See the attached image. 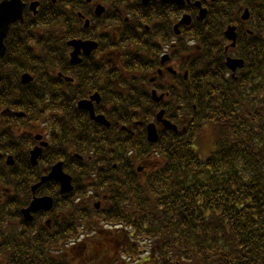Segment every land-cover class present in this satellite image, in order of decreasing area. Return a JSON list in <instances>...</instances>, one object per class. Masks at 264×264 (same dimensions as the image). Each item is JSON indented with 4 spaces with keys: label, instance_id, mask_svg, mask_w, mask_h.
I'll use <instances>...</instances> for the list:
<instances>
[{
    "label": "flooded vegetation",
    "instance_id": "obj_1",
    "mask_svg": "<svg viewBox=\"0 0 264 264\" xmlns=\"http://www.w3.org/2000/svg\"><path fill=\"white\" fill-rule=\"evenodd\" d=\"M33 1L39 2L41 16L30 20L25 7L29 26L9 33L0 56V227L4 233L20 230L27 236L36 227V214L29 221L22 210L33 194H58L64 217L73 206L93 204L97 198L90 184L94 172L88 169L95 161L91 150L84 156L73 144L143 142L146 98L152 92L171 104L175 117L182 106L188 113L186 101L180 99L181 83L189 84L210 55V50L203 54L198 36L223 38V43L213 44L221 46L225 62L226 55L240 58L234 47L225 51L231 42L223 37L226 29L235 27L236 42L245 33L242 0H23L27 6ZM201 8L206 12L200 21ZM73 40L90 41L94 47H80L75 63L70 58ZM37 52L40 57H21ZM10 64L17 73L14 78L3 74ZM19 65H30L34 73L27 72L38 80L21 84ZM95 93L101 98L94 104L95 114L103 115L108 126L77 107L79 100ZM128 99L139 107H125ZM40 146L33 163L31 151ZM50 152H56L54 163L62 162L71 177L69 192H63L56 179L32 189L54 164ZM41 224L51 228L49 213L43 214Z\"/></svg>",
    "mask_w": 264,
    "mask_h": 264
},
{
    "label": "trees",
    "instance_id": "obj_2",
    "mask_svg": "<svg viewBox=\"0 0 264 264\" xmlns=\"http://www.w3.org/2000/svg\"><path fill=\"white\" fill-rule=\"evenodd\" d=\"M257 3L255 35L240 42L246 65L238 78L226 77L223 65L194 75L188 130L130 158L157 157L150 173L121 170L122 158L102 171L105 182L95 187L110 202L77 215L91 233L82 251L67 238L77 234L74 219L50 236L39 225L42 237L3 239L0 264H264V0ZM90 143L72 146L83 154L94 146L100 156L111 145Z\"/></svg>",
    "mask_w": 264,
    "mask_h": 264
},
{
    "label": "water",
    "instance_id": "obj_3",
    "mask_svg": "<svg viewBox=\"0 0 264 264\" xmlns=\"http://www.w3.org/2000/svg\"><path fill=\"white\" fill-rule=\"evenodd\" d=\"M21 4L19 0H11L9 2L0 3V53H3V38L6 34L8 24L10 21L14 20L17 15H19L21 11ZM246 18V15L244 16ZM228 66L231 68H235L236 65L241 66V60H228ZM149 128H153L152 125ZM35 206L31 209L35 211L40 205L39 203H43V207H50V201L47 199H36ZM39 202V203H38Z\"/></svg>",
    "mask_w": 264,
    "mask_h": 264
},
{
    "label": "bare ground",
    "instance_id": "obj_4",
    "mask_svg": "<svg viewBox=\"0 0 264 264\" xmlns=\"http://www.w3.org/2000/svg\"><path fill=\"white\" fill-rule=\"evenodd\" d=\"M39 68H40L41 70H43V69L46 68V67H45V66H40Z\"/></svg>",
    "mask_w": 264,
    "mask_h": 264
}]
</instances>
